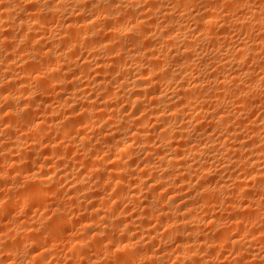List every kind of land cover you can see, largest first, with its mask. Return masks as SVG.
I'll use <instances>...</instances> for the list:
<instances>
[{"label":"bare ground","instance_id":"1","mask_svg":"<svg viewBox=\"0 0 264 264\" xmlns=\"http://www.w3.org/2000/svg\"><path fill=\"white\" fill-rule=\"evenodd\" d=\"M195 1L200 2V4L198 3L200 9L197 10L199 12L188 11L189 3L195 5ZM250 2V0H223V3L226 4L222 8L225 7V9L221 10L222 8H218L217 0H0V104L3 106H0L2 108L0 109V136L6 137L5 143H1L2 136L0 137V184H3L2 180L6 178L4 174L7 171L4 166H9L10 169L12 168L11 171L19 174L21 171H28L26 170L28 163L29 166L30 164L32 166L33 163L30 162L33 158L30 160L27 155H30L31 152L35 153L34 151L39 146H44H42L44 148L42 151L45 155L41 165L36 167L37 169L41 168L44 174L41 178L36 179L38 181L37 188L29 187L28 189L31 191L27 190V195L19 200H17L18 197L15 198V194L18 192L13 187L5 191L8 193L6 195L2 191L0 192V196L2 194L5 195L4 197L12 195V198L9 197L10 201L4 200L3 195L1 196L0 216L3 210H8L5 209L6 207L12 206V209H17L13 206L19 207L17 202L20 199L22 205L45 200L47 194L49 196L51 192L47 191L49 187L54 192L59 190L55 193L60 195L62 190L59 187L57 189V185H60L62 181L69 182L68 180L74 177L71 175H73V168H77L76 164L83 169V172L77 175L74 181L72 179L70 184L67 183L72 185L69 186L70 190L68 189V193H66L68 197L64 198L65 200L60 199L62 201L52 207L51 213L54 218L48 231L43 232L45 231L43 230V233L39 234L36 231L39 229L34 226L35 223L26 225L27 222L22 225L16 224L17 226L10 229L13 232L5 231L6 234L17 236V239L22 237L21 240L28 237L27 241H30L28 243L34 247L37 243L41 244L42 238L44 239L46 236L54 238L55 231L57 230L56 232L59 233L58 228L61 225L72 221L73 218L68 221L71 215L75 214L76 216L81 212L82 216L78 214L82 221L80 228L84 230L83 234H86L84 237L87 236L91 240L85 241L80 237L82 240L70 244V248L73 252L75 251L74 255L78 253L79 257L75 258H79L82 264H100V261L109 257L108 253H104L105 258L102 259L95 255V259H93L94 257L91 258L88 254L90 249L93 252L100 250L102 252L101 241L106 237L109 241L106 244L115 246V251L128 250L130 246H133L132 240L136 241L134 238L138 237L134 234L135 232L141 237L143 236L145 240L151 241L149 244H153L158 240L156 230L152 231L153 229L148 228V231H145L151 224V220L152 222L155 220L154 223L158 222L157 225L160 226L174 221L175 226L171 229L167 228V231L170 230L168 234L171 237L174 236L177 241L176 250L171 251V257L174 256L175 261L195 259L197 262L196 258L200 260V256L196 257V251L199 248L207 247L210 250L212 247V249L217 247L220 249L231 242L236 244L239 238L230 241L232 237L226 232L242 227L243 221L241 220L245 218L242 214L264 217V200H260L259 203L255 202L252 200L250 192L251 187H255L253 184H256V187L259 184L260 187H264V149L253 147L257 145V142L261 141L262 144L264 137L256 132V126L253 123L248 127L251 138L249 142L253 145L240 142L241 137L237 132L238 129L232 125L234 112L231 114L226 109L229 105L235 106V112L238 114L249 111L248 109L253 110L252 108L257 107V105L255 106L257 102L254 104L252 92L255 91L256 94L264 92V71L261 70L262 75L259 73L261 76L256 75L260 77L258 82L254 72L251 71L253 77L250 72L244 69V66L246 68L244 59L247 57L248 59L250 57L260 59L256 65L264 69V56L260 58L256 55L257 50V54L264 51L261 50L264 49V7L262 6L263 11H261L259 8L261 4L258 3V9L256 8L251 13L253 22H256L255 25L251 23L252 20L248 21L249 17L247 20H243V17L235 14L232 19L227 18L229 14L226 15V18L223 17L226 13L223 12L227 10L228 13L233 10L232 8H238L235 11H239L240 7H245L246 12H249L252 3ZM241 11L239 12L241 13ZM222 13L223 15L220 16ZM175 14L178 16L175 17ZM220 20L223 28H221V24L219 25ZM217 25L221 28L220 33L215 32ZM253 25L255 28L257 25L258 34L251 35L254 38L250 40V44H241L235 41L234 48L230 50L228 45L231 44L232 39L229 37V32L232 30L229 29L233 27L247 33V31L251 32L249 30L254 28ZM203 43H208V47L210 46L211 50L215 51L213 55L211 54L212 56L207 58L202 54ZM227 43L229 44L226 45ZM235 43L238 46H235ZM82 50H86L87 53H85V58L79 62L76 59L83 57L80 55H84V52L79 56L77 54ZM207 61H209L208 64H211L212 69H215V74L209 71L211 73L205 75L204 81L199 78H191L190 73L193 72L195 66L205 65ZM251 64L253 63L251 62ZM230 67H237V69L230 70ZM227 68H230L231 74L227 73L229 71ZM224 72L226 74L223 75ZM216 73H221L220 76L223 75V77ZM93 74L94 78H91ZM83 78L86 81L82 80ZM83 85L85 87L82 89ZM31 86H35V88ZM85 89L86 91H84ZM87 90L88 93H86ZM89 91L94 95H91ZM87 94L90 96L88 97ZM120 101L124 102L123 104H126L128 108L131 107V111L134 109L133 113L129 112L130 115H128L124 112L125 107V109L118 108L117 105ZM210 108L213 110L209 111ZM196 110L204 112L193 117ZM94 122L101 123L98 125H101V128L97 127L102 129L99 130L100 133L97 132L100 135L98 138H96V134V139L93 137V131H91V137L94 138V141L90 140L91 137L88 139V135H82L79 139L73 138L77 132L81 133L86 128L90 129L88 125L94 127ZM242 122L239 123V127ZM146 124H152L150 129ZM247 125L244 124L243 127ZM17 127H21L20 130L24 129V131L26 129L25 133L18 134ZM95 128L93 133L97 130ZM245 129L246 127H244ZM21 133L23 132L21 131ZM50 133L54 134V136L52 135L54 139L50 137ZM40 137L43 138V142L39 140ZM49 137L53 140H50ZM26 141L29 143L26 144ZM218 143H222L223 147H220V144L217 146ZM25 145L27 146L25 147ZM104 150L107 155L105 158L98 159L100 152L102 153ZM25 151L28 154H25ZM74 151L78 152L81 157L76 155L74 158L72 153L70 156L74 159H70L71 157L69 158L68 155ZM22 153L24 156L17 157ZM214 163L223 165H220V169L226 167V171L231 167L241 166L240 170L244 169L245 176L248 177L246 179L249 180L251 177L253 182L238 180V176L233 173L229 177L227 175V179L223 175L221 177L217 171L212 172V168H215L212 167ZM158 170H161L160 173L157 172ZM92 176L97 180H94L92 185L84 186L83 183ZM26 180L29 181V179ZM193 181H196L200 188L191 186ZM6 184H8L7 181ZM230 184L235 188L232 193L229 190ZM131 185H134V188L131 189ZM135 185L140 188L137 189ZM167 185L172 187H169L170 190L166 191L165 196H161L160 199L156 198L158 189L160 192V189L164 186L166 188ZM188 187L191 191L182 193ZM106 188L113 189L114 192L108 194L105 192L108 191ZM257 191L259 192V190ZM54 192L52 191L53 194ZM230 193L231 196L235 195L240 200L237 203L231 201L230 196L227 197ZM195 196L197 197L195 198ZM86 198L92 200L89 199L91 203H86L88 206L84 205ZM194 198L195 201H193ZM140 200L141 202H139ZM179 200L180 203L175 204ZM225 200H227L226 202L230 201L227 210L229 208L232 214L234 212V215L235 212L237 215L238 213L242 214L239 217L235 216L237 219L227 217L231 220L224 224H221V220L216 219L214 214L213 218L211 217L208 221V225L210 230L215 231L217 239L211 236L213 241H210L209 245L205 240H202L203 237L199 231L201 227L198 229L189 227L194 226L192 224L194 220H199V213L203 210L211 211L220 201ZM121 202H135L136 206L141 203L139 205L142 210L141 212L139 210L140 213L137 211L138 217H134L133 220L132 217L128 218L124 215L122 217L124 213L121 214L118 210V203ZM174 204L177 206L175 207ZM198 210L201 212L199 211L196 215ZM69 215L70 217L67 218ZM100 216L102 217L100 218ZM89 217L102 219L103 227L92 228L88 220ZM98 218L97 220H99ZM206 218L202 221H206L208 219ZM97 220L95 219V221ZM4 223L5 226L0 221V226L2 225L6 229L11 226ZM262 223L264 224V221ZM5 228L4 230H6ZM113 230L119 233L117 236H121L119 240H116V236L112 235L115 239L111 236V233L116 234L113 233ZM261 231L263 230L249 233L250 235L244 236L245 240L239 243L240 247L248 248L245 251L250 255L249 257H252L251 260L246 259L241 264H263L264 231ZM196 232H200V235ZM43 234L46 236L43 237ZM8 235L0 237V248H2L0 251L2 250L5 254H3L5 257L1 256L0 264H12L13 260L10 259L14 257L11 256H14V252L19 248L17 242V246L9 244L11 242L7 241L10 239ZM183 236L192 244L186 246L187 243L185 245L182 242ZM143 237L142 240L138 237V241L134 243L138 249L140 245L143 248V242L147 241H143ZM16 238H13V243ZM181 238L183 240H180ZM212 238L209 239L212 240ZM4 239L6 240L2 243ZM21 240L18 239V242L21 243ZM257 243H260L261 246L254 247ZM148 249L150 248L147 247L143 252L137 253V256L140 254L139 261H146V263L150 261V264H155L156 261L163 262V257H159L161 255L154 253L158 259H161L160 261L155 260V255ZM139 250L138 252H140ZM31 251L26 264H42L43 257L50 252L49 248L40 250L34 248ZM132 253L131 251L129 255ZM161 254L163 255V253ZM68 255L74 258V255ZM249 257L247 256V258ZM118 258L121 260L120 257ZM126 258L128 260V257ZM154 260L155 262H153ZM202 263L209 264V259L202 260Z\"/></svg>","mask_w":264,"mask_h":264},{"label":"rangeland","instance_id":"2","mask_svg":"<svg viewBox=\"0 0 264 264\" xmlns=\"http://www.w3.org/2000/svg\"><path fill=\"white\" fill-rule=\"evenodd\" d=\"M197 1H199V0H197ZM218 1V5H219V9L220 8H222L225 4L223 3V0L222 1H219V0H217ZM248 1V0H247ZM251 2V5H250V8L252 9H250L249 10V12H246V8L245 7H240L239 8V11H241V13L239 12V11H235V10H237L236 8H232L233 10H231L230 12H228L227 13V10H225L223 13H225V15H223V13L222 14H220V16H222L223 15V17L224 18H226L227 16V14H229L228 15V17L227 18H229V19H232V18H234V16L236 15V16H239V17H243L242 19L243 20H247L248 19V17H249V19H248V21H250L251 22V20H252V22L251 23H254V25H255V23L256 22H253V15L251 14V13H253V11L257 8L258 9V3H260L261 4V6H260V4H259V8L261 9V11H263L264 9H263V7H264V0H250ZM196 2V1H195ZM221 2V3H220ZM225 2V1H224ZM200 2H196V4L194 5V3L193 4H190L189 3V6H187V9H188V11H193V13H194V11L195 12H199V11H197V10H199L200 9ZM220 3V4H219ZM223 3V4H222ZM249 3V2H248ZM197 5H198V7H197ZM254 5V6H253ZM196 6V7H195ZM263 6V7H262ZM262 7V8H261ZM194 8V9H193ZM245 8V9H244ZM223 9H225V7L224 8H222L221 10H223ZM227 9H229V8H227ZM231 9V8H230ZM229 9V10H230ZM241 9V10H240ZM263 9V10H262ZM243 11H244V13H243ZM218 12H220V10H218ZM222 12V11H221ZM236 12V13H235ZM264 12V11H263ZM235 14V15H234ZM233 17H232V16ZM241 15V16H240ZM252 15V16H251ZM176 16H178L177 14H175V17ZM247 17V18H246ZM245 18V19H244ZM250 18H252V19H250ZM220 23H219V25L222 23L221 22V20L219 21ZM219 25H217L216 26V29H215V32H219L220 31V29L221 28H223V26H222V24H221V28L220 27H218ZM253 25V27L255 28V26ZM254 28H250V30L249 31H251V32H248L247 31V33H244V32H241V31H239V30H237V28H230L229 30H232L231 32H229V30H228V32H229V37H231V46L230 45H228L229 43H227L226 45H228L230 48V50H232L231 48H234V42L236 41V43L238 42V43H241V44H245V43H247V44H250V40H252V38H254V36H256L257 34H258V30H256L257 29V25H256V28L254 29ZM218 30V31H217ZM220 33V32H219ZM233 33V34H232ZM249 33H250V35H249ZM231 34H232V36H231ZM241 34V35H240ZM251 35H254V36H251ZM236 37V38H235ZM251 38V39H250ZM234 40V41H233ZM239 40H240V42H239ZM244 40H247V41H244ZM244 42V43H243ZM235 43V46H238V44H236ZM204 44V47H205V49H204V47H203V51H202V54H204V56L205 57H210V56H212L213 55V52H215L214 50H211V47L209 46L208 47V43L206 44V43H203ZM207 45V46H206ZM222 46H223V44H222ZM237 48V47H236ZM261 50H264V49H261ZM260 49H259V51H261ZM86 50H82V51H80L78 54H77V56H79V54H83L82 52H84V55H80V56H83V57H76L75 59L76 60H78L79 62H81L82 60H83V58H85V53H87V52H85ZM206 53V54H205ZM258 53V50L256 51V55L258 56V57H262V56H264V51L262 52V53H260V54H257ZM88 54H89V52H88ZM87 54V55H88ZM210 54V55H209ZM212 54V55H211ZM263 54V55H262ZM82 58V59H81ZM251 58V57H250ZM248 59V57H247V59H244L246 62H244V63H246V68H245V66H244V69L246 70V71H248V72H250L251 73V71H252V73L256 76V75H258V76H261L262 75V71L261 70H263L264 71V69H263V67L262 68H260V66L259 65H256V64H258L260 61V59ZM249 60V61H248ZM256 61H258V62H256ZM251 62L253 63V64H251ZM209 63V61H207L206 63H205V65H207V66H205L204 64H202L201 66H199L198 64H196V65H198V66H195V68H194V70H192L193 72L192 73H190V77L191 78H196V79H198L199 78V80L200 79H202L201 81H204L205 79H206V77H205V75L206 74H209V73H213L214 71H215V69L213 70L212 69V67H211V64H208ZM250 63V64H249ZM210 65V66H209ZM253 66V67H252ZM205 67V68H204ZM243 67V66H242ZM242 67H241V69H242ZM249 67H252V68H254V69H252V68H249ZM231 68V67H230ZM229 68V69H230ZM237 69V67H233V68H231L230 70H232V69ZM258 68V69H257ZM198 69V70H197ZM213 71H212V70ZM228 69V68H227ZM228 69V70H229ZM200 70V71H199ZM205 70V71H204ZM230 70L229 71H227V73H230ZM209 71H211V72H209ZM257 71V72H256ZM206 72V73H205ZM216 72V71H215ZM215 72H214V74H215ZM245 72V71H244ZM200 73H202V74H200ZM251 73V74H252ZM258 73V74H257ZM261 75H260V74ZM194 76H193V75ZM200 74V75H199ZM216 74H218L219 76L221 75V73H216ZM223 75L224 74H226V72H224V73H222ZM231 74V73H230ZM229 74V75H230ZM252 74V76L254 77V75ZM192 75V76H191ZM198 75H199V77H198ZM223 75L222 76H220V77H223ZM94 76V74L92 75V77L91 78H94L93 77ZM203 76V77H202ZM258 76H256L258 79H257V81L259 82V78L260 77H258ZM189 77V78H190ZM241 77H242V75H241ZM82 80H84V81H86V79L85 78H83ZM175 84V83H174ZM34 85V84H33ZM32 88H35V86L33 87V86H31ZM83 87H85L84 85L82 86V89H83ZM84 91H86V89L84 90ZM90 93H91V91H89ZM86 93H88V90H87V92ZM253 93H255V91H253L252 92V95H253V100L255 101L254 102V104H255V106L257 105V107L256 108H252L253 110H251V109H248L249 111H244V112H242L241 114L239 113H236L235 111H236V108H235V106H231V105H229V106H227L226 107V109L227 110H229V111H227V112H229V113H233L232 114V116H234V117H232L233 118V122L234 123H232V125H235L236 127H237V129H238V131L237 132H239V134H240V142H247V143H251V142H249V141H251V138H250V133H248V127H250V126H252L253 125V123H254V125L256 126H254L255 128H256V132L257 133H259V135H261V137H264V135H262V134H264V126H262L263 125V123H264V95H263V93L264 92H259V93H255V94H253ZM88 95V97L90 96V94H87ZM91 95H94L93 93H91ZM51 103V102H50ZM52 103H54V102H52ZM124 102H122L121 103V101H120V103L117 105V107L118 108H126L127 109V111H125L124 110V112H125V114L127 113L128 115H130L131 113H133V111H134V109L131 111V107L130 108H128V106L126 105V104H123ZM55 104V103H54ZM123 104V105H122ZM0 106L1 107H3L2 106V104H0ZM0 107V109H2ZM263 109V110H262ZM209 111L211 110H213V109H208ZM255 111V112H254ZM256 111H259V112H256ZM263 111V112H262ZM129 112H130V114H129ZM204 111H200V110H196V111H194V113H193V117H195V116H198L200 113H203ZM262 112V113H261ZM239 115V116H238ZM68 116V115H67ZM250 116V117H249ZM261 116V117H260ZM243 117H244V119H243ZM248 119H247V118ZM254 117V118H253ZM257 117V118H256ZM37 118V117H36ZM238 118V119H237ZM242 119V120H241ZM246 119H247V121H246ZM254 119V120H253ZM236 120V121H235ZM249 120V121H248ZM260 120V121H259ZM63 121V120H62ZM97 121L99 122V120L97 119ZM242 122L241 123V127H239L240 126V122ZM255 121V122H254ZM96 122V121H95ZM94 122V123H95ZM97 122V124L95 123V125H94V127H92V126H90L89 127V125H88V128H90V129H87L86 128V130H83V131H81V133H78L77 131H75V132H77L76 134H75V132H74V134L75 135H73V138L74 137H77L78 139L80 138V136H82V135H88L89 136V138H88V136H86L88 139H90V137L93 135V137L95 138V134H96V138H98L100 135H99V133H100V131L102 130V129H98V128H101V125L100 126H98L99 124H101V123H98ZM247 122V123H246ZM259 122H262V123H260L259 124ZM236 123H238V124H236ZM248 124L247 126H244V127H246V129L244 130V127H243V125L244 124ZM252 124V125H251ZM147 125V124H146ZM250 125V126H249ZM259 125V126H258ZM147 126H149V128L147 127ZM147 126H145L146 128H148V129H150V127L152 126V124H149V125H147ZM234 126V127H235ZM2 128H3V126H1ZM22 128H24V126H21ZM21 127H17L16 128V132L18 133V134H24L25 133V131H26V129H25V131H24V129L23 130H20L21 129ZM92 127V128H91ZM97 128V130H95V133H93L94 132V128ZM144 127V128H145ZM235 127V128H236ZM239 127V128H238ZM243 127V128H242ZM263 127V128H262ZM95 128V129H96ZM258 128V129H257ZM260 128V129H259ZM83 129V128H82ZM85 129V128H84ZM263 129V130H262ZM20 132H19V131ZM81 130V129H80ZM79 130V131H80ZM89 130V131H88ZM100 130V131H99ZM21 131L23 132V133H21ZM85 131H87L86 133H85ZM91 131H93L92 132V135H91ZM83 132V133H82ZM89 132V133H88ZM97 132H99V133H97ZM250 132V131H249ZM88 133V134H87ZM51 134V136L50 137H52L53 138V136H54V134L53 133H50ZM248 134H249V136H248ZM5 135V134H4ZM53 135V136H52ZM247 135V136H246ZM258 135V134H257ZM258 135V136H259ZM2 136V138H1V143H5V136L3 137V135H1ZM0 136V137H1ZM216 136V135H215ZM50 137H49V139H50ZM93 137H91V139L90 140H92V141H94L93 139ZM246 137V138H245ZM46 138V137H45ZM45 138H44V142H45ZM76 138V139H77ZM95 138V139H96ZM43 138L42 137H40V141L42 140ZM54 139V138H53ZM53 139H50V140H53ZM244 139H248V140H244ZM222 141V140H221ZM220 141V142H221ZM27 142L29 143V141H26V144H27ZM42 142H43V140H42ZM223 142V141H222ZM246 143V144H247ZM219 144H220V147H223V144L222 143H218L217 144V146H219ZM257 145H254L253 147H255V148H258V149H264V145H262V144H264V141H263V143L261 144V141L260 142H257L256 143ZM250 145H253V144H250ZM261 145H262V147H261ZM27 145H25V147H26ZM43 146V145H42ZM40 147L39 146V148L37 149V150H35L34 152L35 153H33V152H31L30 153V155H27V156H29V159L30 160H32V158H33V160H32V162H30L29 161V159H28V161L30 162V163H33L32 164V166H31V164H30V166H29V163H28V169H26V170H28V171H26V172H22L21 170V172L18 174V173H16V172H13V171H11L12 170V168L10 169V167L8 166H4V169H6L5 171H7L4 175H5V179L4 180H2V183L3 184H5V185H3V184H0V192L2 191V192H4L3 194H5L6 195V193H5V191H7V189L8 188H10V187H13V188H15L16 190H17V192L18 193H16L15 194V198H17L18 197V199L17 200H19V198H22L23 196L25 197L26 195H27V190H30L31 191V189L32 188H37L36 187V185L38 184V181H36V179L39 177V178H41V176H44V174H43V170H41V168H36V167H39L38 165H41L40 163L44 160V152L42 151L44 148V146L43 147ZM42 148V149H41ZM39 150V151H38ZM27 151V150H26ZM25 151V154L27 153ZM73 153V154H72ZM75 151L74 152H71L68 156H69V158L71 157L70 155L72 154V156L75 158L76 157V155H78V157H81V155L78 153V152H76L75 154ZM28 154V153H27ZM102 154V155H101ZM40 157H39V156ZM107 154H106V151L104 150L102 153L100 152V154H99V156L97 157L98 159H102V158H105V156H106ZM144 155H146V154H144ZM20 156H24V153H22V154H20V155H17V157H20ZM73 157H71L70 159H74ZM27 158V157H26ZM143 158V157H142ZM145 158H146V156H145ZM22 159V158H21ZM34 160H35V162H38V163H35L34 162ZM126 161H127V158L125 159ZM125 160H124V162H125ZM190 160V159H189ZM22 161V160H21ZM191 161V160H190ZM191 163H193V162H191ZM25 164V163H24ZM216 164H219V163H214V166L212 165V167H215V168H212L213 169V173H215L216 171L218 172V175L219 176H221V175H223L224 176V178H226L227 179V175H228V177L229 176H231V173H233L234 175H236V176H238V180H241V181H243L244 180V182H245V180H247L248 179V177L247 176H245V172H244V169H242V170H240V168H241V166L240 167H238V165L237 166H235L234 168H232L231 167V169L229 168V170H227L226 171V167H221V168H223V169H225V170H223V169H220V165L221 164H219V165H216ZM216 165V166H215ZM25 166H26V164H25ZM76 166H77V168L75 167V168H73V170H72V174L73 175H71V176H74L73 178H71V179H69L68 181L69 182H64V181H62L61 182V184L60 185H57V189H58V187H59V189L60 190H62V192L60 191V195H58V194H56L55 192L57 191V190H55V192H54V190H52L51 189V187H49L48 189L49 190H47L48 192L49 191H51L50 193H49V196L50 195H52V196H48V194H47V196L45 197L46 199L44 200V199H42L40 202L39 201H36V202H30V204H28V203H26V204H23L22 205V203H21V199H20V201H18L17 202V204L19 205V207L18 206H13V207H17V209H15V208H11L12 206H9L8 208L6 207L5 209H8V210H3V214L1 213V216H0V221H2V224L4 225L5 223L4 222H6V225L8 224V225H11L10 227H7V229L6 230H4V228H3V226L1 225L0 226V237H4V235H8V234H6V232L5 231H12V230H10V229H12V227H15V226H17V225H22V224H26L27 222V224L26 225H32V224H34L35 223V228H37V229H39V230H36V231H38V233L40 234V233H43V232H46V231H48V229L50 228V224H52L51 223V221H53V214L51 213L52 211H51V209H52V207H55L56 205H58L59 204V202L60 201H62V200H65L66 199V197H68V195L66 194V193H68V189L70 188L69 186H72V185H68V184H70V181H72V179H73V181L75 180V178H76V176L77 175H79V174H81L82 172H83V169H81V167L78 165V164H76ZM221 166H223V165H221ZM7 167V168H6ZM29 167H30V169H29ZM33 167V168H32ZM80 167V168H79ZM10 170H9V169ZM22 168V167H21ZM23 168H24V166H23ZM26 168V167H25ZM210 168V169H211ZM218 168V169H217ZM4 169H3V172H5L4 171ZM77 169V170H76ZM215 169V170H214ZM249 169V168H248ZM251 169V168H250ZM75 170V171H74ZM219 170V171H218ZM221 170H222V172H221ZM23 171H24V169H23ZM39 171V172H38ZM160 171L161 170H158L157 172H159L160 173ZM211 171V170H210ZM236 171V172H235ZM158 173V174H159ZM212 173V174H213ZM230 173V174H229ZM7 174V175H6ZM18 174V175H17ZM20 175V176H19ZM25 175V176H24ZM30 175V176H29ZM31 176H32V178H31ZM35 176H37V177H35ZM223 176H221V177H223ZM9 177V178H8ZM35 177V178H34ZM29 179V181L28 180H26V179ZM34 178V179H33ZM247 178V179H246ZM31 179V180H30ZM93 179V180H92ZM252 178L250 177V179L249 180H247V181H249V183L253 180H251ZM25 180V181H24ZM94 180H97L95 177H93L92 176V178H88L84 183H83V185L85 186H88V185H92L93 184V182H94ZM251 180V181H250ZM4 181V182H3ZM6 181H7V183L8 184H6ZM17 181V182H16ZM246 181V182H247ZM253 182V181H252ZM0 183H1V180H0ZM68 183V184H67ZM194 183H196V184H194ZM32 184V185H31ZM253 184V183H252ZM250 184V186H253V185H255V187H256V184ZM258 184V183H257ZM197 185V182L195 181H193L192 183H191V186H193V187H198V188H200L198 185ZM15 186V187H14ZM32 186H35V187H32ZM134 186V185H133ZM132 185L130 186L131 187V189H132V187H133ZM138 186H140L141 187V185L140 184H138ZM229 186H231V187H229ZM228 187L230 188H227V190L229 189L230 190V192L232 193V191L235 189L233 186H232V184H230ZM258 187H251V189L252 190H250V192H251V197H252V200H254L255 202H261V201H263L264 200V195H263V193H264V191H262V190H264V187H260V184L259 185H257ZM26 187H27V189H26ZM29 187H31V189H28ZM68 187V188H67ZM130 187H129V189H130ZM135 187L137 188V189H139L136 185H135ZM169 187H172L171 185L169 186V185H167L166 186V188H165V186L164 187H162L161 189H160V192H159V189H158V193L156 192V198H158V199H160L161 198V196L163 197V196H165V194H166V191L167 190H170L169 189ZM18 188V189H17ZM20 188H22L21 189V192H20ZM109 189H110V187H108ZM134 188V187H133ZM263 188V189H262ZM5 189V190H4ZM47 189V188H46ZM109 189H107L106 188V190H108V191H105V192H107L108 194H112L113 192H114V190L112 189V190H109ZM256 189V190H255ZM262 189V190H261ZM15 190V191H16ZM25 190V191H24ZM70 190V189H69ZM93 190V189H92ZM192 190H193V188H192ZM228 190V191H229ZM257 190H259V192L257 191ZM52 191L54 192V194L52 193ZM191 190H190V188L188 187V188H185L184 189V191L182 192V193H189ZM238 192V190H235V192ZM256 191H257V193H256ZM25 192V194H22L21 195V193H24ZM57 192H59V190L57 191ZM110 192H112V193H110ZM142 193H143V191H141ZM15 193V192H14ZM30 193V192H29ZM63 193H65L66 195H64ZM231 193H230V195H228L227 197H229L230 196V200L231 201H234V202H238L240 199H238L235 195H233V194H235L234 192H233V196H231ZM2 194V195H3ZM8 194V193H7ZM18 194H20L19 196H17ZM80 194V193H79ZM106 194V193H105ZM157 194H158V197H157ZM256 194V195H255ZM1 195V196H2ZM5 195H3L2 197H4ZM14 195V194H13ZM58 195V196H57ZM194 195H196V194H194ZM194 195H193V197H194ZM258 195V196H257ZM0 196V198H2ZM8 196V195H7ZM12 195H9L8 197H4L5 199L4 200H8V201H10L9 200V197H11ZM21 196V197H20ZM60 196V197H59ZM226 196V195H225ZM236 197V199H235V197ZM23 197V198H24ZM197 196H195V198H196ZM12 198V197H11ZM65 198V199H64ZM192 198V197H191ZM194 198V200L193 201H195L196 199ZM198 198H199V195H198ZM234 199V200H232V199ZM49 199V200H48ZM60 199H62V200H60ZM87 200H85L84 201V205L87 203V204H89L88 202H90V200H91V198H86ZM90 199V200H89ZM226 199H228V198H226ZM238 199V200H237ZM3 200V201H4ZM43 200H44V202H43ZM57 200V201H56ZM261 200V201H260ZM8 201H7V203H8ZM92 201V200H91ZM166 201V200H165ZM183 201H185L184 199H183ZM191 201V200H190ZM198 201V200H197ZM227 200H225V201H220L219 203H220V205H219V203H218V205L217 206H214L213 208H212V210L211 211H204L203 210V212H201V210H198L197 212H196V215L198 214V212L200 211L201 213H199V215H198V218H199V220H194V222H192V224L194 225V226H190L189 228L191 229V228H194V229H198L199 227H201V228H199L200 230V232H196V233H200L201 234V237H203V239L202 238H200V239H202V240H205L206 241V243H211L210 241H213V238L212 237H214V238H216V233H215V231L213 230V229H211L210 230V228H209V225H208V221H210V219H211V217L213 218V215H214V217L217 219L218 218V220L220 221L221 220V224L223 223H228L229 222V220H231V219H229V218H232L233 219V217H234V219H237L236 217L238 216H240L242 213H240V215H239V213H238V215H237V212H235L236 214L234 215V212H233V214L230 212V210H229V208H228V210H227V207L229 206V202L230 201H228V202H226ZM139 202H141V200L139 201ZM180 203V200L179 201H177L175 204H179ZM254 202V204H256ZM32 203H33V205H32ZM53 203H55V204H53ZM91 203V202H90ZM126 203H128V202H121V203H118V210H119V212L122 214V212L124 213V214H122V217H123V215H124V217H127L128 216V218H130V217H132L131 219L133 220V218L134 217H138V213H140L141 212V210H142V208H141V206L139 205V204H141V203H138L137 204V206H136V204H134V203H131V202H129L127 205H125ZM131 203V204H130ZM183 203V202H182ZM222 203V204H221ZM5 204V203H4ZM16 204V205H17ZM52 204V205H51ZM86 204V206H88ZM121 204V205H120ZM174 204V205H175ZM54 205V206H53ZM125 205V206H124ZM130 205V206H129ZM143 205V204H142ZM29 206H30V208L32 209H30L29 208ZM127 206H129V207H127ZM177 205H175V207H176ZM179 206V205H178ZM22 207V208H21ZM24 207V208H23ZM46 207H48V208H46ZM131 207V208H130ZM140 209H139V208ZM10 208V209H9ZM215 208V209H214ZM220 208V209H219ZM224 208V209H223ZM129 209V210H128ZM10 210H12V211H10ZM14 210V211H13ZM30 210H31V212H30ZM48 210V211H47ZM139 210H140V212H139ZM5 211V212H4ZM127 211V212H126ZM137 211H138V213H137ZM214 211V212H213ZM216 211V212H215ZM220 211V212H219ZM6 212H8V213H11V214H8V213H6ZM126 212V213H125ZM207 214H206V213ZM224 214H223V213ZM5 213V214H4ZM28 213V214H27ZM34 213V214H33ZM131 213H133V214H131ZM227 213H229V214H227ZM79 215H81L82 216V214H81V212H79L78 213ZM78 214H76V216H75V214L74 215H71V217H70V215L67 217V218H69L70 217V219H68V221L69 220H71L72 218V221H69V222H67L66 223V225L64 224V225H61V227H59L58 229V231H59V233L58 232H56L55 231V233H56V235H54L53 237L54 238H51L52 236H46L45 234H43V237H45L44 239L42 238V240H41V244L40 243H37L36 244V246L34 245V247L31 245V244H29L30 243V241H27V240H29V238L28 237H26L27 239H25V238H23L24 240H21L22 239V237H18V239L19 240H21L22 242V244L21 243H19L18 242V239L16 238V237H14V236H9V238L10 239H7V241L8 242H11V243H9V244H12V245H14V246H17V244H19V248L18 247H16V248H18L14 253V256H11L13 259H10L11 261L13 260V262H12V264H26L27 262H28V259L29 258H27L28 256H30V252H32L31 250H33L34 248H37V249H43V248H45V249H48L49 248V253H46V255L43 257V262H42V264L44 263H46V264H82V262H80V260H79V258H75V257H77L78 255V253H77V251H76V255H74V252L72 251V249L70 248V244L72 245V243H74V242H76V241H78V240H85V241H89V239L90 238H88L87 236H85L84 237V235H86V234H83V231L84 230H81V226H80V224H82V221H81V216H79ZM121 214H120V216H121ZM129 214V215H128ZM222 214L223 216H220V215ZM136 215V216H135ZM217 215V216H216ZM243 215V217L245 216V218H243L242 216V218H243V220H241V221H243L241 224H242V227L240 226V228L239 229H234V230H232V229H230V231L229 232H226V233H228L229 234V236H231L232 237V239L230 240V241H233V239L234 240H238V238H239V240H238V242H236V244L234 243V244H232L233 242H231L230 244L228 243V244H225L224 245V247H221L220 249L219 248H215L214 247V249H208L207 247H202V248H199L197 251H196V257H199V259L200 260H198V258H196L197 259V262H196V260L194 261V260H192V259H190L189 261H188V259H186V260H182V261H175L176 259H174V256L173 257H171V251H174V250H176V246H177V241H176V239L174 238V236L173 237H171L169 234H168V232L170 233V230L169 231H167L169 228L171 229V228H173L175 225H174V221H170V222H167L165 225H157V223H154V222H156L155 220L152 222V220H151V224H149V226H147V229L145 230V231H148V228L151 230V229H153L152 231H155V233L157 234V239L158 240H156V241H154V243L152 244V243H150L149 244V242H151V241H148L147 239V241L144 239V237H143V241H146L145 243L143 242V248H145L144 250H146V248L147 247H149L150 249H148L149 251H151V252H153L152 254H157V255H161V256H159L160 258H162L163 257V262L162 261H160L161 259H158V257H156L157 255H155V260H159L160 262H157L156 261V263L155 264H204V263H202V260L204 261V260H207V259H209V264H236V262H237V264H241L242 262H244V260H246V259H248V260H251V258L252 257H249L250 255H248V253H247V251H245L246 249H248L247 247L245 248V246H243V247H240V242L242 243L243 242V240H245V237L244 236H246L247 237V235L249 236L250 234L249 233H253L254 231H256V233L259 231L260 232V230L262 229L263 231H264V224L262 223V221H264V217L263 216H260V215H258V217H260L259 219H258V217L256 216H254V215H248V216H246V215H244V214H242ZM13 216V217H12ZM39 216V217H38ZM172 216V215H171ZM175 216V215H174ZM178 216V215H177ZM176 216V217H177ZM236 216V217H235ZM102 216H100V218H101ZM201 217H203V218H201ZM208 219H207V218ZM227 217H229L228 219H227ZM250 217V219H248V218ZM39 218V219H38ZM90 218V217H89ZM97 218L98 217H96V218H90V219H93V221L91 220L90 221V219H88L89 220V223H91V227L92 228H99V227H103V223H102V219H99V220H97ZM135 218V219H136ZM197 218V219H198ZM204 218H206L207 220L206 221H202V219H204ZM242 218H239V219H242ZM95 219L97 220V221H95ZM246 219V220H245ZM256 219H258V220H256ZM77 222H76V221ZM201 220V221H200ZM254 220V221H253ZM17 221V222H16ZM81 221V222H80ZM116 221H118V220H116ZM116 221H114V222H116ZM196 221V222H195ZM94 222H95V224H94ZM201 222V223H200ZM247 222V223H246ZM253 222H254V224H253ZM20 223V224H19ZM70 223V224H69ZM74 223H76V224H74ZM100 223H102V224H100ZM17 224V225H16ZM159 224V223H158ZM191 224V225H192ZM197 226H196V225ZM199 224H201L200 226H198ZM210 224V223H209ZM50 225V226H49ZM97 225V226H96ZM168 227H167V226ZM206 225H208V226H206ZM5 226V225H4ZM39 226V227H38ZM49 226V227H48ZM99 226V227H98ZM152 226V227H151ZM172 226V227H171ZM206 226V227H205ZM42 227H44V228H42ZM195 227H197V228H195ZM244 227H246V228H244ZM249 227V228H248ZM256 227V228H255ZM260 227V229H258ZM77 228H78V230H77ZM164 228V229H163ZM166 228V229H165ZM168 228V229H167ZM205 228V229H204ZM242 228V229H241ZM3 229V230H2ZM47 229V230H46ZM201 229H202V231H204V232H202L201 231ZM241 229V230H240ZM246 229V230H245ZM1 230H2V232H1ZM41 230V231H40ZM43 230H45V231H43ZM67 230V231H66ZM149 230V231H150ZM162 230V231H161ZM239 230V231H238ZM248 230V231H247ZM251 230V231H250ZM40 231V232H39ZM43 231V232H42ZM64 231V232H63ZM66 231V232H65ZM114 231V230H113ZM151 231V232H152ZM167 231V232H166ZM263 231H261V232H263ZM13 232V231H12ZM69 232V233H68ZM8 233V232H7ZM11 233V232H10ZM54 233V234H55ZM113 233H116V231H114ZM203 233V234H202ZM243 233V234H242ZM264 233V232H263ZM2 234H3V236H2ZM13 234V233H12ZM71 234V235H70ZM134 234H136V236H138L141 240H142V237H141V235L140 234H138L137 232H135ZM198 234H197V236H198ZM199 234V235H200ZM211 234V235H210ZM213 234V235H212ZM215 234V235H214ZM14 235V234H13ZM45 235V236H44ZM112 235H114V236H116L117 238H116V240L118 239H120V237L119 236H117V235H119V233L117 232L116 234H112L111 233V236ZM161 235V236H160ZM166 235V236H165ZM202 235H204V236H202ZM207 235V236H206ZM57 236V237H56ZM59 236V237H58ZM69 236V237H68ZM114 236H112L113 238H114ZM184 236H186L185 234H184ZM183 236V237H184ZM212 236V237H211ZM234 236V237H233ZM80 237H82V239L80 238ZM105 237V236H104ZM119 237V238H118ZM138 237H136V238H134V240H136V241H138ZM242 239H241V238ZM13 238H16V240H15V243H13L14 241H13ZM47 238V239H46ZM74 238V239H73ZM79 238V239H78ZM85 238V239H84ZM107 238V237H106ZM106 238H104V239H102V241H101V243H102V247H101V244H100V247L102 248V252H101V250L98 252H93L91 249L88 251V254H90V256H91V258H93V259H95V255H97L99 258L101 257L102 259L103 258H105V255H104V253H108V256H106V257H108L107 259H105V260H102V259H100V260H102V262L100 261V264H119V262L118 261H122V259L124 258L125 260L127 259L126 257H128V260H130L131 262H129L128 260H124L123 259V262H121V263H126V264H145L146 263V261H139V259H140V254H138V256H137V253H141V252H143L144 250H143V248L141 247V245H140V248L139 249H142V250H139L137 247L138 246H136V245H134V243L136 242V241H133L132 240V243H133V246H130L129 248H128V250H121V251H115V246H111V245H108V243L106 244V242H109L108 241V239H106ZM207 238V239H206ZM209 238H212V240H210ZM45 239H46V241H45ZM115 239V238H114ZM161 239V240H160ZM186 239V237H184V240L181 238L180 240H183L182 242H184V244L186 245V243H187V245L186 246H188L190 243L192 244V242H190L189 243V240H185ZM199 239V240H200ZM209 239V240H208ZM217 239V238H216ZM6 239H4V240H2V243H4L3 241H5ZM70 240V241H69ZM72 240V241H71ZM91 240V239H90ZM104 240V241H103ZM24 241V242H23ZM25 241H26V243H25ZM63 241V242H62ZM67 241V242H66ZM69 241V242H68ZM188 241V242H187ZM16 242H17V244H16ZM29 242V243H28ZM162 242V243H161ZM164 242V243H163ZM38 244H39V246H41V247H39L38 246ZM53 244V245H52ZM165 244V245H164ZM208 244H206V245H208ZM46 245V246H45ZM47 245H49V246H47ZM146 245V246H145ZM155 245V246H154ZM205 245V246H206ZM210 245V244H209ZM11 246V245H10ZM152 246V247H151ZM226 246V247H225ZM230 246V247H229ZM231 246H234V247H231ZM259 246H261V244L260 243H257L256 244V246H254V247H259ZM28 247V248H27ZM56 247V248H55ZM69 247V248H68ZM108 247V248H107ZM169 247V248H168ZM235 247H237V248H235ZM22 248V249H21ZM207 248V249H206ZM225 248H227V249H225ZM241 248V249H240ZM0 249H2V248H0ZM20 249V250H19ZM106 249V250H105ZM130 249V250H129ZM132 249V250H131ZM138 250L140 251V252H138ZM214 250V251H213ZM219 250V251H218ZM224 250H226V251H224ZM24 251V252H23ZM127 251H129V252H127ZM131 251L134 253H132V255H129V254H131ZM207 251V252H206ZM224 251V252H223ZM233 251V252H232ZM238 251V252H237ZM241 251H243V252H241ZM58 252V253H57ZM90 252V253H89ZM206 252V253H205ZM2 253V254H1ZM26 253V254H25ZM29 253V254H28ZM57 253V254H56ZM72 253V254H71ZM99 253V254H98ZM103 253V254H102ZM161 253H163V255H165V256H163ZM198 253V254H197ZM204 253V255H202ZM239 253V254H238ZM4 253H3V251L1 250L0 251V258H1V256L3 257L4 255H3ZM53 254V255H52ZM59 254V255H58ZM67 254H70V255H74V258H73V256L71 257V256H67ZM243 254H244V256H243ZM247 254V255H246ZM262 254H264V250H263V253ZM13 255V254H12ZM126 255V256H125ZM127 255H129L130 257H132L133 255V257L130 259V257L129 256H127ZM136 255V256H135ZM215 255V256H214ZM222 255V256H221ZM246 255V256H245ZM212 256V257H211ZM242 256V257H241ZM247 256L249 257V258H247ZM5 257V256H4ZM10 257V258H11ZM62 257H64V258H62ZM79 257V256H78ZM112 257V258H111ZM113 257H114V259H113ZM118 257H120L121 258V260L118 258ZM136 257V258H135ZM236 257H238V258H236ZM241 257V258H240ZM62 258V259H61ZM69 258V259H68ZM25 259V260H24ZM70 259H71V261H73V262H71L70 261ZM73 259V260H72ZM76 259V260H75ZM79 260V261H78ZM155 260L153 261V262H155ZM211 260H214L215 262H213V261H211ZM218 260V261H217ZM234 260H236V261H234ZM242 260V261H241ZM247 260V261H248ZM114 261V262H113ZM125 261V262H124ZM134 261V262H133ZM164 261H166V262H164ZM193 261V262H192ZM241 261V262H240ZM75 262V263H74ZM104 262V263H103ZM116 262V263H115ZM127 262H129V263H127ZM143 262H145V263H143ZM149 264L151 263L150 261H147ZM185 262V263H184ZM188 262V263H187ZM190 262V263H189ZM201 262V263H200ZM148 263H146V264H148ZM83 264H85V263H83ZM152 264H154V263H152ZM262 264V263H261ZM263 264H264V262H263Z\"/></svg>","mask_w":264,"mask_h":264}]
</instances>
